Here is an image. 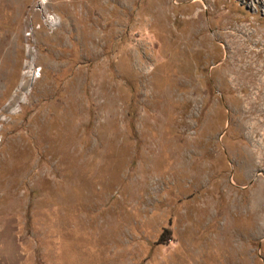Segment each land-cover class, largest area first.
<instances>
[{"label":"rangeland","instance_id":"1","mask_svg":"<svg viewBox=\"0 0 264 264\" xmlns=\"http://www.w3.org/2000/svg\"><path fill=\"white\" fill-rule=\"evenodd\" d=\"M0 264H264V0H0Z\"/></svg>","mask_w":264,"mask_h":264}]
</instances>
